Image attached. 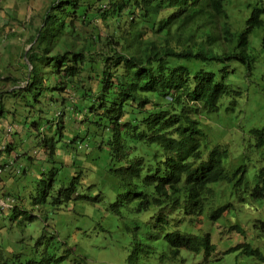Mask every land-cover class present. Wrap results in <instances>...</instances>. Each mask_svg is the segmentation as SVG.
<instances>
[{"label": "trees", "instance_id": "16d2710c", "mask_svg": "<svg viewBox=\"0 0 264 264\" xmlns=\"http://www.w3.org/2000/svg\"><path fill=\"white\" fill-rule=\"evenodd\" d=\"M227 4L53 0L47 6L24 55L29 61L25 83L0 94V116L19 113L26 129L43 134L39 145L53 162L41 170L30 209L0 198V264H62L72 256L82 261L83 246L72 242L74 232L65 224L60 231L50 220L70 205L71 216L79 215L73 206L92 205V219L99 203L118 217L129 236L126 264H183L182 251L207 261L217 251L204 216L216 198L215 184L231 183L240 202L264 199V168L251 186L244 166L226 169V145L202 149L200 117L218 112L231 93L241 96L229 82L232 64L251 70L256 61L249 51L251 38L262 30L264 39V0L248 2V13L237 24ZM89 22H100L110 32L103 36L97 26L90 31ZM68 89L75 100L63 96ZM10 96L24 101L22 112L7 108ZM41 97L49 101L46 111ZM68 127L72 132L66 133ZM79 138L87 139L92 150L86 153L94 164L91 173L78 159ZM60 142L73 147L70 165L55 160ZM263 143L260 139L257 146ZM34 206L43 214L34 213ZM233 207L228 201L208 218L213 224ZM109 219L104 217L100 226ZM256 224L264 227V221ZM231 229L245 234L238 224ZM233 250L264 264V249L249 241Z\"/></svg>", "mask_w": 264, "mask_h": 264}, {"label": "rangeland", "instance_id": "374dc122", "mask_svg": "<svg viewBox=\"0 0 264 264\" xmlns=\"http://www.w3.org/2000/svg\"><path fill=\"white\" fill-rule=\"evenodd\" d=\"M52 1L0 0V74H3L0 77V94L25 83L29 70L26 62L29 65V61L24 55L30 47L29 39L41 24V17ZM248 2L251 0H228L227 10L231 22L237 24L248 13ZM94 26H97V30L100 29L103 36L110 32L100 22L88 23L90 31ZM261 33L263 34V31L259 30L251 38L249 51L256 57L253 68L248 70L245 64L239 62L232 64L234 71L229 77V82L234 89L241 92V96L231 93L222 99L218 112L206 113L200 117L205 132L202 149L208 152L214 145H226L229 150L228 156L224 159L226 169L232 171L238 166H244L251 186L259 169L264 168V143L257 146V142L264 139V136L256 131H264V39ZM5 76L8 79H3ZM63 96L70 101L75 100L70 89L66 90ZM20 98V96L7 98V108L12 111L17 106L19 112H22L24 101ZM46 98L41 97V100ZM48 102L44 100L42 103L45 111L49 107ZM53 112L56 121L59 110ZM73 126H76V123H73ZM68 131L72 132V129L68 127L66 133ZM79 131H83L82 128ZM42 136L43 134L38 137L35 132L26 129L19 113L15 117L10 114L0 116V164H3L0 165V198L9 197L18 205L23 204L28 209L32 207L30 196L42 177L41 170L48 168L53 162L46 149L39 145ZM79 140L81 142L76 144L80 146L78 159L88 166L86 173H91L94 164L86 160V153L92 150L87 145V139ZM8 145L11 147L6 151L4 148ZM70 149L73 150V147H68L63 142L56 144L53 153L55 160L72 164L73 155ZM218 184L214 186L216 198L214 202H210L204 213L206 227L211 231L217 251L207 261H203L201 255L182 251L185 258L183 264H259V261L251 256L242 254L240 250L230 251V248L249 241L264 249V227L256 224L257 220L264 221V199L256 201L250 197L246 202H240L231 183ZM244 194L249 196L248 192ZM38 195L35 194V197ZM228 201L234 204L232 213L225 212L223 218L212 224L208 218L209 212ZM10 207L11 205L3 209L4 215L9 213ZM97 207L99 209L92 219L90 217L92 205L73 206V210L77 209L80 216L70 215V205L69 211L59 210L50 220L51 224L56 223L60 231L63 230L61 226L65 224L67 229L70 228L74 232L72 242H80L83 246L80 252V255L84 256L82 261L72 256L62 264H126L131 244L123 223L115 214L105 211L103 203L97 204ZM43 212L40 207L34 206V213ZM107 215L110 219L102 223L101 227V222ZM2 221L3 217L0 216V223ZM234 224L243 227L245 234L237 229H231ZM84 231H87V236ZM5 233L6 230L3 231L4 238L7 237ZM15 236L12 234L10 237ZM217 258L220 259L216 260Z\"/></svg>", "mask_w": 264, "mask_h": 264}, {"label": "built area", "instance_id": "2783aa9c", "mask_svg": "<svg viewBox=\"0 0 264 264\" xmlns=\"http://www.w3.org/2000/svg\"><path fill=\"white\" fill-rule=\"evenodd\" d=\"M9 201H14V199H11V198L7 197V199L2 200V203L5 204V203H7Z\"/></svg>", "mask_w": 264, "mask_h": 264}]
</instances>
